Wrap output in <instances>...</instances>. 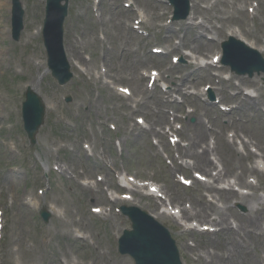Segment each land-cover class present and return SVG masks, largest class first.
<instances>
[{
  "label": "rangeland",
  "instance_id": "374dc122",
  "mask_svg": "<svg viewBox=\"0 0 264 264\" xmlns=\"http://www.w3.org/2000/svg\"><path fill=\"white\" fill-rule=\"evenodd\" d=\"M2 1L3 8L0 10V128H3L0 130V154L3 166L0 175V191L3 202L6 204L2 240L4 248L0 254L2 264H62V261L65 262L62 255H65L67 259L77 260L80 264L95 262L100 255L103 261L97 260V264H104L109 256L115 264H134L130 258L119 257L117 254L114 256L107 241L108 232L110 235L114 234L113 231L120 233L128 226L127 219L114 214L92 215L90 212L92 207L97 206L96 204H104L91 201L92 196L85 189L87 187L78 185L72 178L55 172L53 170L55 165L73 172V177L84 172L85 176L94 178L95 174H106L107 168L98 159L103 153L107 157L110 169L115 174L117 171L131 170L132 175L156 177L170 193L171 206L184 209L185 204H190L189 213L194 215L195 209L191 202L196 201L201 194H206L204 186L199 183L193 185L192 188H187L175 183L172 179V168L165 164L160 155L164 154L170 158L176 154L173 151L175 148L169 143V135L164 130L167 125L171 126L170 122L173 118L179 115L177 122L182 125L179 135L181 143L185 145L182 148L187 147L194 132L199 133L194 123L199 117L201 118L204 123H202L203 140L207 143V147L210 145V158H215L214 163H216L217 170H222L225 184L229 182V178L233 179L235 172L240 171L237 165L238 160L235 159V152L238 149L242 151L241 163L246 167L255 163V159L251 157H255L252 155L251 148H257L258 144L264 150V117L258 114L260 110L254 105L250 110H244L245 104H243L232 114L223 113L218 105L216 110L205 109L199 105V103L204 106L212 104L207 101V95L203 91L204 88L212 86L216 89V98L221 97L225 102L220 104L226 105L227 108L237 107L240 99L233 98L237 92L231 89L220 91L225 89V85H219L211 79L220 78L222 81H228L232 75L225 76V72L228 73L227 69L206 65L203 57L207 61L219 52V42L226 39L227 34L233 31L238 32L239 37L254 43L256 47H264V0L203 1L201 6L206 11L202 12L203 18L199 20L203 23L202 30L207 32L202 36L208 38L215 36L217 42L212 41L208 47H200L199 53H192L191 58L184 56L185 48L169 53L174 47H179L183 39L187 42L190 38L195 40L196 37L193 34L178 31L176 27L168 31L176 35L169 41L166 39L168 33L158 27L168 22L170 9L165 3L154 0L161 6L159 9H150L147 1L141 3L139 0V3H135V9L142 11L145 20H149L142 26V31L148 33V36H145L125 31L123 28V23L127 24L128 21L132 22L135 19L134 13L113 15L116 10H123L121 0H100L98 13L105 22L102 29L109 34L104 37L100 29L101 21L97 20L91 11L94 0H70V12L65 26V43L69 45L75 41L78 48L77 50L75 47V52L80 56L90 57V61L86 62L90 72L99 70L105 64V70L110 71L109 75H115L117 78L116 84L131 89L132 99L119 95L110 86L102 88L99 83L96 84L89 78L73 79L61 87L49 74L43 76L46 66L37 71L34 65L26 62L32 53L45 61L41 48V37L27 41L26 36L27 32H31L33 28L42 23L44 0H21L25 11L24 30L17 42L13 41L6 31L10 24V14L8 0ZM254 7L255 10L252 12ZM246 9L250 11L241 12ZM161 12H165L163 20L156 19ZM221 26L225 27L224 31L219 30L217 32L219 36L214 35L211 29L216 30ZM99 36L104 39L100 40ZM152 47L165 48L164 50L168 52L166 58L158 60L150 53ZM103 51H105L104 54ZM182 55L185 57L184 62L180 61L174 65L172 58H181ZM189 63H193L194 68L185 71L184 67ZM21 65L25 67L23 74L15 76L16 71L22 68ZM152 68L158 69L161 73L160 86L156 82L154 86L149 87L146 84L147 79L141 76L142 72ZM194 71L197 74L191 75ZM182 74L185 75L184 86L181 88L182 93L171 90L167 101L172 107L167 108V102L159 94L164 92L163 88L168 91L178 86L177 78ZM170 75L174 78L168 81ZM223 75L226 79L222 78ZM25 81H30L44 100L55 106L53 112L47 109L45 122L39 130L35 145L29 144L19 117ZM230 82L235 88L240 87L243 90L242 97L248 93L253 97L251 100H259V106L262 103L264 110V84L261 77L256 76L253 79L232 77ZM164 83L166 86H163ZM248 85L257 91L259 89V94ZM68 95L72 98L69 105L63 101V98ZM157 112H161L162 116L157 115ZM166 112H168L167 118ZM137 117H141L142 120L144 117L145 121L143 120L142 125H137ZM192 118L193 122H191ZM59 121L67 122L69 128ZM224 124H229V127ZM110 126H113L114 130H111ZM223 126L230 128L225 133V144L235 143L236 138L230 136L234 135L237 130L243 133H240V139L249 145L247 151L241 149V146L236 143L233 153L229 146L225 147ZM215 131L218 137L212 135ZM80 141L82 144L87 143L89 151L85 152L88 155L93 154V157L81 152ZM153 141L160 146H154ZM63 145L66 147H61ZM247 154H249L248 158ZM182 159L194 161L189 157ZM195 170L191 165L186 177L192 178L191 172ZM185 172V170L182 171V173ZM252 177L249 176L247 180ZM221 184L217 183L214 186L219 187ZM40 188L43 189V195L38 194ZM26 198L38 200L42 205L52 202L56 207L55 215L47 224L44 223L34 206L23 203ZM263 201L264 198L249 200L244 206L240 203L235 205L234 200L226 203L223 199L220 205L223 204L227 209L233 206L232 211L236 217H229V223L232 222L231 226H234V219L236 223H240L238 221L240 215L246 214L248 209H257L255 207H258L260 203L262 207ZM141 204L145 206V209L150 208L152 213L156 214L157 207L153 206L151 201ZM161 223L169 229L175 239L183 263L196 264L194 257H198L201 252L200 250L192 252L190 249H194L195 244L202 248L207 240L206 236L197 232L185 231L177 221L170 217L161 219ZM74 228L84 230L85 234L95 241V245L91 246L87 241L76 238L72 232ZM212 237L215 239L212 242L218 243L216 240H219L220 236ZM261 245L259 240H248V247L255 257L251 254L246 256L245 252L246 255L243 254L240 263L237 264H251V259L262 256L264 251ZM11 247L16 250L14 253L8 252ZM217 247L220 251L226 249L231 252L229 246L222 244ZM222 264L227 263L222 261Z\"/></svg>",
  "mask_w": 264,
  "mask_h": 264
},
{
  "label": "bare ground",
  "instance_id": "6f19581e",
  "mask_svg": "<svg viewBox=\"0 0 264 264\" xmlns=\"http://www.w3.org/2000/svg\"><path fill=\"white\" fill-rule=\"evenodd\" d=\"M190 2L192 4L193 14H192V11H191V15H190L191 17L188 20L190 21L192 19V22H190L188 24L187 28L191 29V30H195V29H197L198 25L194 22V20H196L198 18L196 13L201 10V6H200V2L198 0H190ZM192 15H193V17H192ZM230 35L236 36L233 33H230ZM200 40H203V39H201V37H200ZM201 42L203 43L204 41H201ZM245 100L249 102V99L245 98ZM201 124H202V122L200 121V119H197V122L195 123V128L198 129L199 133H196L195 138H192V146L193 147H195L197 144H199L203 140L202 125ZM192 155H195V157H196V165L198 167H201L202 169H210V168L213 167V163H211L208 160L207 151L204 152L203 154H200V155H196V154H192ZM239 160H240V158H239ZM240 169H241L242 173H244L246 171L245 168L243 167V165H241ZM256 171L257 170L254 169V168H252V170H251L252 173H256ZM206 172H207V170H206ZM240 175H238V177ZM245 175L246 174H244V176ZM219 178H220V175L217 176V179H219ZM238 184L247 185L245 183L243 177H240L238 179ZM215 192L221 197V194H220V193H222L221 191H217V189H215ZM224 194H226L227 196H230V197H234V198L236 197V195L233 192H231V191H224ZM197 206H198V214L200 216L199 218L201 220H206L210 216L208 214V211L206 210V208L209 207V206L214 207V204L213 203H206L203 200V197L201 196L200 199L198 200ZM227 212L230 213L231 210L228 209ZM213 214H216V216H215L213 221L218 226H222V228L220 229V232H223L226 235H228L229 237H232L233 236V232H232V230L229 228V226L227 224L228 218H227L226 213L224 211H222V210H220V212H219V211H217L215 209ZM154 218L157 219L158 216H154ZM261 221L264 222V208L263 209H257V210H255L254 214L248 213L245 216V218L243 219V222H240V226H239L238 230L235 232V235L237 236V244H236L237 247H235L233 249V251L241 250V249L244 248L243 244L241 243V240L244 241V239H247V238L249 239L251 237V232L256 230V226L259 225V223ZM260 230H262V229H260ZM252 237L254 239H256V237H258V236H257V234H254ZM262 237H263V235H262ZM215 245L217 246V244H215ZM224 258H225L224 259L225 261L229 260V257L224 256ZM200 260H203V261L206 262L205 259H200ZM232 263H234V262H232Z\"/></svg>",
  "mask_w": 264,
  "mask_h": 264
},
{
  "label": "water",
  "instance_id": "95a60500",
  "mask_svg": "<svg viewBox=\"0 0 264 264\" xmlns=\"http://www.w3.org/2000/svg\"><path fill=\"white\" fill-rule=\"evenodd\" d=\"M62 0H49L50 9L48 11V19L46 21V28H45V40L46 43L49 45L50 48V57L52 60H56L61 58L59 55H56V51L60 50V36L62 30V21L65 16L64 9L60 8V2ZM57 10V11H54ZM21 26V13L18 15L17 19L15 20V31L20 28ZM31 105V100L26 105L27 110ZM35 109L37 114L40 116L42 109L40 108L39 103H35ZM134 236L140 238V244L135 245L133 255L136 258L138 264H165L166 263V256L165 252L156 249L152 250L149 246L148 241L146 240V235L141 232L136 227V231L133 234Z\"/></svg>",
  "mask_w": 264,
  "mask_h": 264
}]
</instances>
